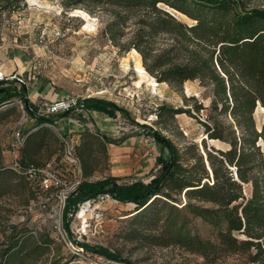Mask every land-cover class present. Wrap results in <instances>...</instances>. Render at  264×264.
<instances>
[{
	"label": "trees",
	"instance_id": "16d2710c",
	"mask_svg": "<svg viewBox=\"0 0 264 264\" xmlns=\"http://www.w3.org/2000/svg\"><path fill=\"white\" fill-rule=\"evenodd\" d=\"M25 2L0 0V14L14 12ZM64 3L67 8L83 6L90 13L106 12L109 20L102 34L115 46L123 51L136 49L145 69L158 82L178 91L187 81L199 80L210 90L211 104L205 106L196 96H184L188 108L164 102L155 110L156 121L149 124L131 118L129 110L113 100L78 98L77 106L59 116L74 109L115 119L121 114L147 132L160 150L149 181H126L113 175L91 179L101 165L100 152L108 158L107 145L119 144L120 140L102 133L95 122L93 130L80 114V142L72 141L70 135L56 132L59 117L38 114L25 85L1 81L0 90L7 83L10 86L6 94L0 93V125L16 111L18 100L24 103L31 124L24 125L25 139L17 149L19 172L4 162L0 147V201L10 205L0 206V225L9 220L4 215L14 208L28 207L41 195H59L58 189L40 190L28 172L49 163L78 169L69 161L65 139L80 160L81 176L66 196L64 227L86 251L123 261L108 247L78 242L70 230L84 203L109 196L125 206V237L131 242L179 248L201 258L202 264L227 260L228 264H264V118L259 123L255 116L259 107L264 109V5H254L251 0ZM177 13L192 23L184 22ZM205 110L206 118L201 121L207 136L202 139L204 149L196 142L178 144L172 137L177 116H194L193 111L200 114ZM209 141H219L223 146H211ZM9 149L13 150L11 144ZM193 218L208 223L211 235L197 232ZM2 234L0 264H52L51 259L45 261L55 243L50 233H33L28 227L8 224Z\"/></svg>",
	"mask_w": 264,
	"mask_h": 264
},
{
	"label": "rangeland",
	"instance_id": "374dc122",
	"mask_svg": "<svg viewBox=\"0 0 264 264\" xmlns=\"http://www.w3.org/2000/svg\"><path fill=\"white\" fill-rule=\"evenodd\" d=\"M251 1L254 5H264V0ZM177 15L184 22L192 23L186 15ZM108 20L106 12L90 13L83 6L67 8L64 0H26L16 11L0 14V68L21 73L25 79L29 77L31 85L35 86L30 88L34 93L28 99L41 110L46 104L61 99L96 96L124 106L131 118L141 123L153 124L157 119L155 110L164 102L188 108L190 106L185 104L184 96H196L205 106H210V90L202 86L199 80L187 81L178 91L167 83L158 82L148 71L145 75L140 74L137 70L138 57L133 50H121L102 34ZM12 83L19 86L14 81ZM4 86L8 88L10 85ZM43 90L46 97L41 96ZM189 104L193 106L194 101ZM21 105L24 106V103L18 100L16 111L0 125V144H8V139L10 145L20 123L24 120L26 123V119L30 118ZM68 113L62 115L68 121L78 123L80 114H83L93 130L92 122H95L102 133L120 140L119 144L107 145L108 158L100 152L101 165L91 179L113 175L126 181L150 180L156 171V158L160 150L147 132L121 114L115 119L84 109H74ZM193 113L194 116L187 113L177 116L172 137L181 146L186 142H196L204 149L202 139L207 136L201 121L205 120L207 111ZM59 115L50 116L58 118ZM255 116L261 123L264 109L259 107ZM54 128L56 132L60 131ZM261 143L264 151V141ZM209 144L223 146L219 141H209ZM96 147L100 148L98 143ZM57 168L69 181L75 182L81 176L74 165ZM86 204L90 205L89 210L79 215ZM1 205L3 202L0 201ZM3 206L10 207L8 204ZM64 206L61 198L53 194V197L39 196L28 207L14 208V212L4 215L9 220H4L0 225V239H4L2 230L8 224L28 227L33 233H50L55 243L52 244L51 257L45 261L51 259L52 262H49L52 264H183V261L202 264L201 258L179 248L141 246L128 240L125 237V206L109 196L84 203L73 217L70 230L78 242L108 247L119 254L123 261L119 263L86 250L78 252L72 243L75 246L78 244L64 227ZM100 221L102 226L99 225ZM192 226L203 236L211 235L212 227L200 218H193ZM222 264H228V260Z\"/></svg>",
	"mask_w": 264,
	"mask_h": 264
},
{
	"label": "built area",
	"instance_id": "2783aa9c",
	"mask_svg": "<svg viewBox=\"0 0 264 264\" xmlns=\"http://www.w3.org/2000/svg\"><path fill=\"white\" fill-rule=\"evenodd\" d=\"M3 80L14 81L17 84H19V86L27 84L26 79L22 75H19V74L6 75L4 71L2 70V68H0V82ZM74 106H77L76 98L61 99V100H58L57 102L46 104L44 106V110L38 109V114L47 115V116L55 115L58 113L68 111L70 110V108ZM21 107L23 110L25 109L23 105H21ZM24 125H25V120L20 123V125L14 132L12 142L10 143L13 149L12 153L14 156L13 161L11 162V165L18 172L20 171V167L17 162V149L23 143L25 139V135H23ZM64 141L66 142V151H67V156L69 158V161L72 163H75L79 171H81L80 160L73 154L70 143L65 139ZM28 173L31 175V178L33 179V181L36 182L35 185L39 187L40 190L47 192L51 189H58L59 190L58 196L63 201V204H65L66 196L72 190L76 188L77 184L80 181V180H76L75 182L71 180L69 181L66 175L60 171V169L54 167L53 163H49L43 168L30 169ZM68 182H69V185H68ZM99 225L102 226V221H100ZM72 245L73 247L77 248L78 252L85 251V249L81 246V244H78L77 246H75L72 243Z\"/></svg>",
	"mask_w": 264,
	"mask_h": 264
},
{
	"label": "crops",
	"instance_id": "0c3cea01",
	"mask_svg": "<svg viewBox=\"0 0 264 264\" xmlns=\"http://www.w3.org/2000/svg\"><path fill=\"white\" fill-rule=\"evenodd\" d=\"M3 68V67H2ZM4 71V73L6 74V75H12V74H17V73H13V71H7V69L6 70H3ZM20 72V71H19ZM19 75H22L21 73L19 74ZM31 78V77H30ZM26 80H28L27 81V84H26V87H27V89H29L28 90V92H29V94H28V97L30 96V97H32L33 96V93H34V91H30V88H33V86H35V85H31V83H30V80H29V77L26 79ZM29 82V83H28ZM8 84V83H7ZM13 86H14V84H12ZM3 88H6V87H3ZM34 90V89H33ZM45 90V89H44ZM44 90L42 91V95L41 96H43V95H45L44 97H46L47 95L45 94V92H44ZM32 101V100H31ZM26 125H29V124H31V119L30 118H28V119H26ZM86 124H88V123H86ZM58 127H59V130L60 131H62V132H64V133H66V134H68V135H70L71 136V139H72V141H75V142H77V143H79L80 142V137H79V135L77 134L78 132H80L81 130H82V128H83V125L81 124V122H75V123H72V121H68V119L67 118H64L63 116H61V117H59V120H58ZM89 126V125H88ZM82 127V128H81ZM81 128V129H80ZM67 129H68V131H67ZM14 135V134H13ZM7 143L8 144H5V143H2V144H0V147L3 149V160H4V162L5 163H7V164H10L12 161H13V158H14V156H13V153H12V151L9 149V142H8V139H7ZM116 153V152H115Z\"/></svg>",
	"mask_w": 264,
	"mask_h": 264
},
{
	"label": "bare ground",
	"instance_id": "6f19581e",
	"mask_svg": "<svg viewBox=\"0 0 264 264\" xmlns=\"http://www.w3.org/2000/svg\"><path fill=\"white\" fill-rule=\"evenodd\" d=\"M133 52L137 55V70L140 74L145 75L147 73V70L145 69L143 63H142V56L141 54L136 50L133 49ZM154 82V81H153ZM90 205L86 204L83 206V209L79 212V215H84L89 210Z\"/></svg>",
	"mask_w": 264,
	"mask_h": 264
},
{
	"label": "water",
	"instance_id": "95a60500",
	"mask_svg": "<svg viewBox=\"0 0 264 264\" xmlns=\"http://www.w3.org/2000/svg\"><path fill=\"white\" fill-rule=\"evenodd\" d=\"M6 92H7V87L0 90V93L6 94Z\"/></svg>",
	"mask_w": 264,
	"mask_h": 264
}]
</instances>
